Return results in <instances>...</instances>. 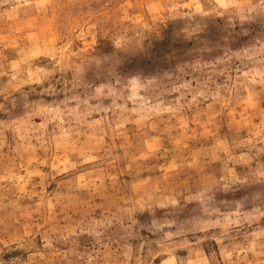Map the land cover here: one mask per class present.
I'll return each instance as SVG.
<instances>
[{"label":"rangeland","instance_id":"obj_1","mask_svg":"<svg viewBox=\"0 0 264 264\" xmlns=\"http://www.w3.org/2000/svg\"><path fill=\"white\" fill-rule=\"evenodd\" d=\"M0 264H264V0H0Z\"/></svg>","mask_w":264,"mask_h":264}]
</instances>
